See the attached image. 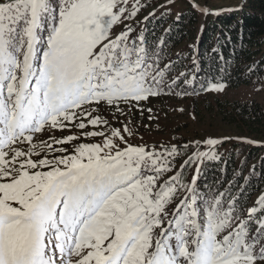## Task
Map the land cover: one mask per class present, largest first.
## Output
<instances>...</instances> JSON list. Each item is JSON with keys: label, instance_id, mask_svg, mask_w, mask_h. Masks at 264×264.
Returning a JSON list of instances; mask_svg holds the SVG:
<instances>
[{"label": "snow or ice", "instance_id": "obj_1", "mask_svg": "<svg viewBox=\"0 0 264 264\" xmlns=\"http://www.w3.org/2000/svg\"><path fill=\"white\" fill-rule=\"evenodd\" d=\"M142 7L0 0V264H264V194L245 212L231 189L184 179L222 141L149 149L103 115L192 83L183 72L169 83L171 65L133 36L125 22ZM89 137L103 139L79 142Z\"/></svg>", "mask_w": 264, "mask_h": 264}, {"label": "trees", "instance_id": "obj_2", "mask_svg": "<svg viewBox=\"0 0 264 264\" xmlns=\"http://www.w3.org/2000/svg\"><path fill=\"white\" fill-rule=\"evenodd\" d=\"M218 11L204 15L188 4L177 17L176 12H155L130 26L133 36L143 34L147 47L159 53L161 66L171 65L169 83L181 72L192 80L188 85L181 80L167 96L173 93L180 97L177 94L183 92L187 94L181 98L194 97L213 82L232 88L264 84V0H242L239 6ZM156 98H152V104ZM217 103L220 125L230 127L234 136L212 149L217 153L216 160L205 158L189 165L184 174L187 170L192 178L196 175L197 188L202 191L231 189L232 195L239 197L238 209L246 212L264 194V105L220 99ZM214 111L215 104L205 102L196 114L211 116ZM128 116L138 119L135 111ZM200 150H204L202 145ZM191 153V148L187 154L182 149L178 161Z\"/></svg>", "mask_w": 264, "mask_h": 264}, {"label": "rangeland", "instance_id": "obj_3", "mask_svg": "<svg viewBox=\"0 0 264 264\" xmlns=\"http://www.w3.org/2000/svg\"><path fill=\"white\" fill-rule=\"evenodd\" d=\"M242 0H208L206 2L194 0H141L143 7L139 14L133 19L126 21L129 26L137 25L150 13L158 12H176L177 15L181 12L184 6L194 3L199 4L201 8H207L210 13H219L220 8H228L239 6ZM163 5V7H162ZM123 26H117V31ZM209 83L207 87H209ZM205 88V89H206ZM217 99L233 102V101H258L264 105V84L253 86H240L238 88L226 87L223 92L217 93L214 91H206L203 93L188 98H181L174 96L172 93L168 95L163 93L159 95L154 103L152 99L150 102L143 104L144 111L139 109H133L138 119H131L130 116L113 115L110 112H104V117L109 121L111 128L121 129L122 134L128 136L123 132V126L127 124L135 134L128 137L129 143L133 145L146 146L149 149H160L161 146L169 147L171 145L181 146V144H193L199 141L204 147L203 151H208V148L203 145V142L208 138L216 139L218 141H225L226 139L234 136V131L227 125H220V121L217 118L216 109L218 107ZM196 101L192 104V102ZM205 102L215 104V111L211 116L198 115L196 112L199 107ZM199 106V107H198ZM198 107V108H197ZM151 108L152 112H148L147 109ZM182 109V111H181ZM131 111V112H132ZM132 115V114H131ZM151 117V118H150ZM203 122L201 123L200 120ZM87 131L98 130L86 129ZM70 134L68 132L61 133L56 132L57 136ZM47 139V136L43 137ZM102 137H89L79 141L80 143H100ZM187 157L182 161L176 159L174 167L178 170L180 165L184 163ZM185 181H190L191 171L184 174Z\"/></svg>", "mask_w": 264, "mask_h": 264}]
</instances>
